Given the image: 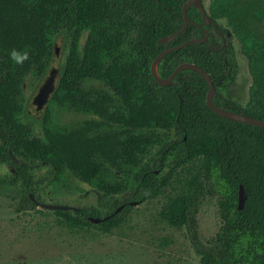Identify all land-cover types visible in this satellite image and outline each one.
<instances>
[{
  "label": "trees",
  "instance_id": "obj_1",
  "mask_svg": "<svg viewBox=\"0 0 264 264\" xmlns=\"http://www.w3.org/2000/svg\"><path fill=\"white\" fill-rule=\"evenodd\" d=\"M187 1L0 0V154L20 167L28 209L37 206L36 194L41 189L33 182L32 164L47 165L52 178L69 169L91 182L105 165L120 170L124 164L139 168L131 180L101 185L112 196L128 187L133 190V200L117 203L106 215L109 218L96 209L55 210L73 225L92 223L89 217L93 216L104 218L101 223L107 227L125 220L133 207L130 202L156 197L177 169L194 165L185 190L163 210L164 217L187 228L201 264H264V127L233 121L213 111L207 101L209 83L196 69H182L169 85H161L152 73L153 61L169 48L172 50L159 64L161 78H169L180 64L192 62L211 77L215 88H222L230 80V58L216 36L207 33L214 29L252 38L245 43V52L258 85V76L263 74L264 39L250 31L249 21L252 14L258 18L264 15V4L259 0H212V25H207L200 10L191 4L187 14L192 22L174 40L161 42L183 27ZM220 18L228 20L232 29L223 28ZM86 29L89 34L81 54L79 39ZM57 40H69L70 51L58 68L60 80L53 99L70 109L94 112L121 129L92 135L88 124L68 133L53 132L43 143L28 135L25 123L37 120L29 110H24L21 122L16 121L24 76L33 68L41 75L48 74L54 66L53 44ZM125 44L128 50L123 48ZM13 50L26 52L29 58L16 64L10 55ZM85 75L102 79L121 106L112 110L115 99L110 94L91 97L84 91L80 80ZM256 92L252 110L232 100L219 103L216 90L213 101L229 111L264 120V91L257 87ZM156 128L172 130L175 138L166 140L153 160L142 166V157L156 141L151 134ZM142 130L147 132L137 133ZM18 156L38 161H19ZM212 180L224 186L220 201L223 223L219 233L205 242L197 215ZM241 185L247 193L243 209H239ZM121 205L122 210L116 212Z\"/></svg>",
  "mask_w": 264,
  "mask_h": 264
},
{
  "label": "rangeland",
  "instance_id": "obj_2",
  "mask_svg": "<svg viewBox=\"0 0 264 264\" xmlns=\"http://www.w3.org/2000/svg\"><path fill=\"white\" fill-rule=\"evenodd\" d=\"M259 1L264 4V0ZM203 2L211 16L212 0ZM219 21L225 26H222L223 28L232 29L225 18H220ZM249 29L264 39V15L258 18L252 14ZM88 32V29L84 30L79 39L81 54ZM210 32L216 36L218 44L228 51L230 58L227 70L230 80L226 81L222 88H215L219 103L224 105L228 100H232L252 110L257 98L256 88L261 87L264 91V64L263 74L258 76L261 82L257 85V75L252 71L251 61L245 52V43L250 42L252 38H240L231 33L222 34L224 31L220 33L214 29L207 31L208 34ZM253 39L256 40L257 37ZM58 46L59 53L54 56L53 65L59 64L60 67L67 60L70 51L69 40H57L53 49ZM123 48L128 50L129 47L125 44ZM1 63L0 56V65ZM52 69L45 76L33 68L27 72L21 83V92L17 98L21 112L17 113L15 119L21 122L25 109L37 119L25 123L30 138L46 143L53 132L68 133L88 124L92 126V135L121 129L94 112L70 109L54 100L53 94L58 90L60 80L58 73L54 92L39 116L33 99ZM80 84L91 97L103 93L110 94L115 99L112 110L121 106L102 79L85 75ZM146 132L142 130L137 133ZM151 134L156 141L142 157V166L153 160L166 140L175 138L172 130L162 128L152 130ZM17 159L31 163L38 161L21 156ZM122 168L123 170H120L112 165H105L93 182L79 178L69 169H65L59 177L52 178L50 169L45 164H32L30 173L35 186L41 188L36 194L38 202L96 209L101 216H106L117 203L134 198L130 187L124 193L113 196L107 195L101 189L103 183L125 182L128 178L131 180L139 169L125 164ZM193 170L194 165L189 164L177 169L167 187L156 197L133 205L128 216L118 226L107 227L102 223L93 222L73 225L53 209L38 205L35 208H26L24 200L27 192L19 176L20 167L13 165L6 156L0 154V264H201L200 257L195 253L189 239L187 228L171 224L162 214L185 190ZM222 187L224 189L216 180L208 183L199 206V231L205 242L215 237L222 227Z\"/></svg>",
  "mask_w": 264,
  "mask_h": 264
},
{
  "label": "water",
  "instance_id": "obj_3",
  "mask_svg": "<svg viewBox=\"0 0 264 264\" xmlns=\"http://www.w3.org/2000/svg\"><path fill=\"white\" fill-rule=\"evenodd\" d=\"M191 4H195V6L200 10L202 17H203V20L207 25H212L214 23V19L210 16L207 9L205 8L203 0H189L183 6V15H184L183 27L181 29H179L177 32L173 33L172 35H170L168 37H163L160 40L161 42L168 43L169 41L174 40L176 38V36L179 33H181L182 31H184L186 29V27L188 26V24L192 22V20L189 18L188 14H187V9ZM59 49H60L59 46L55 49L56 55L59 53ZM171 50L172 49H169V48L164 49L156 57V59L152 63V73L154 74V76L156 77V79L159 81V83L161 85L171 84L174 77L176 76V74L184 68L196 69L202 73V75L207 79V81L209 83V90L207 93V101H208L210 108L213 111H215L220 116L227 118V119H230V120H233V121H242V122L249 123L252 125L264 127V120L263 119L255 118V117H252L249 115H244L241 113H236L234 111H229L227 109H224V108L217 106L213 101V93H214L215 87H214V84H213L211 77H209L203 69H201L200 67H198L197 65H195L192 62H184V63L180 64L178 67H176V69L173 71V73L171 74V76L169 78H167V79L161 78L160 74L157 70V65L162 60L164 55ZM58 68H59V64H56L53 66V69L50 72L51 73L50 76L48 77L46 82L43 84V86L39 89L36 97L33 99V105L37 108L39 116L43 113L44 106L47 104L51 94L54 92L55 79H56V74H57ZM14 159H16V158L14 157ZM30 196L32 197V199H34V195L32 193L30 194ZM246 199H247V193H246L244 187L241 185L240 190H239V209H243L244 204L246 202ZM138 203H139L138 201L130 202L131 205H136ZM37 205L40 207H43V208L53 209V210H67L68 208H70V206H67V205L47 204V203H42V202H37ZM123 207H124V205H121L120 207H118L116 212L121 211ZM109 217L110 216H106L105 218H109ZM89 219L93 223H101L104 220V218L93 217V216H90Z\"/></svg>",
  "mask_w": 264,
  "mask_h": 264
},
{
  "label": "clouds",
  "instance_id": "obj_4",
  "mask_svg": "<svg viewBox=\"0 0 264 264\" xmlns=\"http://www.w3.org/2000/svg\"><path fill=\"white\" fill-rule=\"evenodd\" d=\"M11 59L16 63V64H23L24 61H26L29 57L28 54L25 52L21 54L17 50H13L11 53Z\"/></svg>",
  "mask_w": 264,
  "mask_h": 264
}]
</instances>
